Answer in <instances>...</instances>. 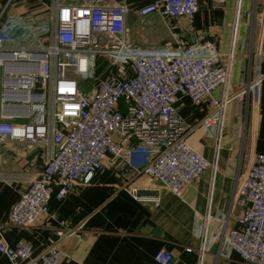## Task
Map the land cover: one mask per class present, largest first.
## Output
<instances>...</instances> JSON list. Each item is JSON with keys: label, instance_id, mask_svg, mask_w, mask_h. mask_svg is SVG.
Listing matches in <instances>:
<instances>
[{"label": "built area", "instance_id": "built-area-1", "mask_svg": "<svg viewBox=\"0 0 264 264\" xmlns=\"http://www.w3.org/2000/svg\"><path fill=\"white\" fill-rule=\"evenodd\" d=\"M13 2L8 0L0 10V145L48 150L41 172L19 193L6 223L30 228L39 216L49 214L54 188L58 200L66 198L76 185L103 174L107 158L122 163V174L156 178L175 197L206 174L209 186L196 260L202 264L227 105L254 92L253 84L260 80L251 77L240 91L230 92L241 0H236L223 57L212 41L194 46L179 38L160 49L135 47L124 2L108 6L52 0L41 26L10 14ZM198 8L199 0H155L136 14L185 18L192 24ZM35 32L43 38L37 44ZM258 55L253 54L255 61ZM74 76L93 78V88L81 93ZM185 102L204 109L197 122L183 116ZM197 125L214 129L211 158L186 143ZM133 151L142 155L141 165H134ZM233 194L232 203L241 210L238 226L224 228L222 239L239 252L243 264H264V154H255L237 175ZM78 230L80 226L57 230L56 240L38 255L28 243L8 245L0 238V253L12 264H58L59 242ZM154 260L171 264L172 255L160 249Z\"/></svg>", "mask_w": 264, "mask_h": 264}, {"label": "crops", "instance_id": "crops-1", "mask_svg": "<svg viewBox=\"0 0 264 264\" xmlns=\"http://www.w3.org/2000/svg\"><path fill=\"white\" fill-rule=\"evenodd\" d=\"M7 1L0 0V10ZM91 1L108 6L127 4V31L137 48L160 49L167 41L179 38L194 46L212 41L220 57L228 48L236 6V0H199L195 20L189 24L185 18L136 14L155 0L71 3ZM51 3L46 0L44 4L48 10ZM241 4L230 92L240 91L251 77L259 76L260 80L253 84L254 92L227 105L202 264H243L239 252L222 239L221 231L238 226L241 210L232 203L237 175L250 165L255 154H264V0H241ZM253 54H259L256 61ZM181 110L191 123L204 113L189 102ZM235 118L237 124L232 122ZM231 123L236 126V136L226 127ZM213 141L214 129L198 125L186 136L193 151L206 158L212 156ZM47 150L39 145H0V238L8 245L22 241L38 255L56 240L57 230L80 226L59 242L58 264H156L154 255L160 249L171 253V264H196L209 186L206 174L175 197L156 178L132 171L122 174V163L107 158L103 174L95 175L87 185H76L66 198L58 200L54 188L49 214L39 216L30 228L7 224V212L29 180L41 172ZM132 159L135 166L143 162L136 151ZM0 264L12 263L0 253Z\"/></svg>", "mask_w": 264, "mask_h": 264}, {"label": "rangeland", "instance_id": "rangeland-1", "mask_svg": "<svg viewBox=\"0 0 264 264\" xmlns=\"http://www.w3.org/2000/svg\"><path fill=\"white\" fill-rule=\"evenodd\" d=\"M14 2L11 4L9 8L10 14H19L24 16L29 23H31L33 26L36 25H45L47 22L48 17V9L47 6H45L46 0H13ZM37 39V40H36ZM42 36L35 32L34 34V42L37 44V42H40L42 40ZM105 65H109V60H104ZM101 68L96 69L95 72H100ZM77 81H79L80 86V92L85 94L86 92L90 91L94 86V79L88 77L87 79H82L80 76H74ZM81 78V79H80ZM2 70L0 68V95H1V86H2ZM236 115V112L234 113ZM238 115V114H237ZM235 124H237V118L232 120ZM235 124H227L228 131L233 129L234 136H236V130H235ZM225 128V132L227 130Z\"/></svg>", "mask_w": 264, "mask_h": 264}, {"label": "water", "instance_id": "water-1", "mask_svg": "<svg viewBox=\"0 0 264 264\" xmlns=\"http://www.w3.org/2000/svg\"><path fill=\"white\" fill-rule=\"evenodd\" d=\"M135 193H137V194H138V192H135Z\"/></svg>", "mask_w": 264, "mask_h": 264}]
</instances>
